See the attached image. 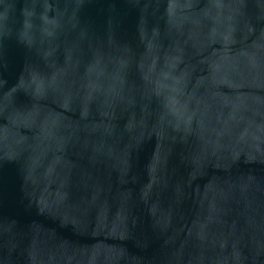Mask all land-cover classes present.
<instances>
[{
    "label": "water",
    "instance_id": "1",
    "mask_svg": "<svg viewBox=\"0 0 264 264\" xmlns=\"http://www.w3.org/2000/svg\"><path fill=\"white\" fill-rule=\"evenodd\" d=\"M0 264H264V0H0Z\"/></svg>",
    "mask_w": 264,
    "mask_h": 264
}]
</instances>
